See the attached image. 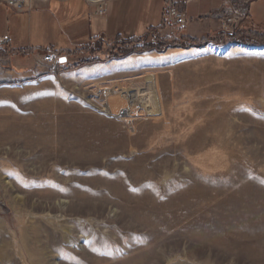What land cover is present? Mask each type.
I'll return each mask as SVG.
<instances>
[{"label":"rangeland","instance_id":"1","mask_svg":"<svg viewBox=\"0 0 264 264\" xmlns=\"http://www.w3.org/2000/svg\"><path fill=\"white\" fill-rule=\"evenodd\" d=\"M246 1L202 36L161 21L51 67L0 49V264H264V28L221 25ZM145 75L157 115L104 111Z\"/></svg>","mask_w":264,"mask_h":264},{"label":"crops","instance_id":"2","mask_svg":"<svg viewBox=\"0 0 264 264\" xmlns=\"http://www.w3.org/2000/svg\"><path fill=\"white\" fill-rule=\"evenodd\" d=\"M42 1L19 10L0 3V37H10V42L0 49L15 53L47 47L58 52L79 51L96 39L141 38L160 24L163 15V8L156 9L149 0H110L103 15L95 13L96 8L86 0ZM222 2L206 1L201 6L188 7L190 21L185 33L197 37L215 30L217 21L200 19ZM250 12V23L264 28V0L255 1Z\"/></svg>","mask_w":264,"mask_h":264},{"label":"built area","instance_id":"3","mask_svg":"<svg viewBox=\"0 0 264 264\" xmlns=\"http://www.w3.org/2000/svg\"><path fill=\"white\" fill-rule=\"evenodd\" d=\"M252 1L254 3L256 0H247L245 2V5H252ZM178 2L179 0H165L164 3L161 28L164 29V32H168L169 34H171V31L169 29H172V27L183 28L187 25L188 22V13L184 11V9L179 7ZM8 3L18 10L24 7V3H22L21 1L8 0ZM247 8L248 6H244V8H241L237 5H234V7L232 6V8L229 10V14L223 17L222 19V27L224 29L231 30L236 28V26L240 22L250 16V12H246ZM105 11L106 10L104 4H102L99 8L98 13L103 14L105 13ZM159 32H161V29ZM9 42L10 37L8 35L0 37V46L5 47V45H7ZM45 51L46 52H41V49L33 50L32 58L34 60V63H37L39 66L43 67H51L58 65L60 56L58 55L55 48L47 47Z\"/></svg>","mask_w":264,"mask_h":264},{"label":"bare ground","instance_id":"4","mask_svg":"<svg viewBox=\"0 0 264 264\" xmlns=\"http://www.w3.org/2000/svg\"><path fill=\"white\" fill-rule=\"evenodd\" d=\"M91 1L95 2L102 0ZM218 50L219 48L216 49V52H218ZM104 92H106L109 98V102L104 111H106L111 117H116L128 124H132L133 120L136 119V116H142L145 113L157 115V110L154 106L155 101L150 90L148 75H145V84L143 88L123 91H116L114 88H104Z\"/></svg>","mask_w":264,"mask_h":264},{"label":"trees","instance_id":"5","mask_svg":"<svg viewBox=\"0 0 264 264\" xmlns=\"http://www.w3.org/2000/svg\"><path fill=\"white\" fill-rule=\"evenodd\" d=\"M250 32H251V31L249 30V31H248V33H250ZM255 32L257 33V31H255ZM248 33H247V34H248ZM260 35H261V36H263V34H260ZM20 52L27 53V52H28V50H20ZM20 52H19V53H20Z\"/></svg>","mask_w":264,"mask_h":264},{"label":"water","instance_id":"6","mask_svg":"<svg viewBox=\"0 0 264 264\" xmlns=\"http://www.w3.org/2000/svg\"><path fill=\"white\" fill-rule=\"evenodd\" d=\"M62 61H64V60H62Z\"/></svg>","mask_w":264,"mask_h":264}]
</instances>
